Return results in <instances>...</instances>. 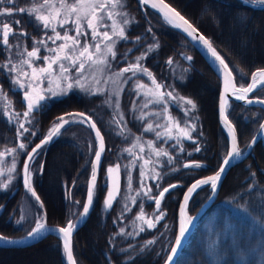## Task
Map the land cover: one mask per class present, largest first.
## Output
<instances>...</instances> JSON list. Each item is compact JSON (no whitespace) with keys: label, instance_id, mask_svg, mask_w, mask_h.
Wrapping results in <instances>:
<instances>
[{"label":"trees","instance_id":"1","mask_svg":"<svg viewBox=\"0 0 264 264\" xmlns=\"http://www.w3.org/2000/svg\"><path fill=\"white\" fill-rule=\"evenodd\" d=\"M166 1L212 42L233 70L237 85L247 84L253 72L264 68V8L255 9L246 5L244 1L248 0ZM127 7L134 21L126 32L128 39L120 43L119 49L131 50L129 57L134 61L140 57L141 52H149L147 47L151 44L159 45L143 59V66L164 86V91H173L177 96L188 97L196 102L197 109L188 116L184 115V109L188 106L178 99H169L167 102L173 117L182 124H195V131L191 132L195 143L182 139L174 148V140L167 143L157 141L155 134L145 133L141 127L142 122L140 123L141 137L155 141L156 146L163 147L174 156L172 163H168L166 157L159 158L157 165L160 179L150 177L144 180L145 185L152 187L150 195L156 196L164 187L177 185L161 201L160 207L165 213L163 219L154 228H144L143 232L139 231L140 224L137 225L136 219L140 207L150 217L158 213L153 200L142 191L139 196L136 195L140 189V164L136 160L133 167L130 164L133 157L124 150L107 151L104 154L98 168L91 211L73 236V252L77 264H163L177 235V214L185 191L196 180L214 174L230 148L227 132L218 116L221 83L210 64L178 29L172 27L152 8L142 5L140 0H127ZM33 28L32 25L29 30L32 31ZM137 36L141 37L138 42L135 40ZM0 51L6 52L3 47H0ZM4 55L2 61L6 59V53ZM185 56H191L192 60H185ZM169 58L174 61L171 66L166 63ZM11 84L8 72L0 68V87L12 102V109L23 112L25 104L21 94ZM131 91L129 86V90H126L128 94L125 93L127 102L132 99ZM249 97L264 99V89L258 88ZM76 98L75 94H70L59 99H49L45 110L33 113L32 123L28 125L30 132L34 131L36 135L25 133L22 139L17 138L14 117L9 120L4 115L6 110L11 112L12 109H6L5 100L0 98V151L16 147L21 140L26 143L30 152L41 143L57 117L70 116L74 110L81 109ZM226 112L237 129L239 146L244 154L248 143L258 134L259 124L264 121V106L230 101ZM193 117H198V120ZM79 127L80 124H67L57 137L37 150L35 159L30 162V169L35 165L36 159L40 161V166H44L43 172L40 171V166L34 172L32 186L43 202L42 211L46 215L47 226H65L69 220L76 222L86 202L95 150L89 149V144L94 141L93 137L89 138ZM132 128L139 133L134 123ZM105 140L107 149L114 147L115 138L105 136ZM109 142L111 146L108 145ZM181 145L183 152L179 150ZM197 146L200 148L199 152L195 151ZM15 157L17 167L12 173V182L6 190L0 189V208L4 207L0 213V235L9 239H22L32 229L33 222L32 218H22V194L25 192L22 172L27 156L17 148ZM192 161L199 162L202 167H183L184 163ZM116 164L121 166L119 195L113 206L105 209L104 201L110 190L106 170ZM5 166L0 164V169ZM251 173H256L255 177ZM157 184L159 188L155 186ZM17 188L18 192L13 195ZM211 195L209 186L199 189L189 202L188 214L194 217ZM132 197H135V203ZM125 204L130 210L125 209ZM262 226L264 146L259 142L250 155L237 163L225 176L215 202L200 219L175 264H256L252 250L264 241ZM121 228L124 229L123 235L119 234ZM149 240H154L155 243L145 247ZM0 264L67 262L61 237L48 235L23 247L0 244Z\"/></svg>","mask_w":264,"mask_h":264},{"label":"snow or ice","instance_id":"2","mask_svg":"<svg viewBox=\"0 0 264 264\" xmlns=\"http://www.w3.org/2000/svg\"><path fill=\"white\" fill-rule=\"evenodd\" d=\"M253 7L264 8V0H248ZM141 4H151L156 8L159 4L160 10L164 11L165 18L177 28H183V30L193 40L199 41L204 45L207 51L214 57L215 61L219 62L222 66L224 73V91L225 93L231 92L232 96L236 100L245 101L247 104L253 102L264 105V99L257 98L255 101L250 99L251 93L258 88L264 89V68L257 69L251 74L250 82L247 84L241 83L237 85L235 83V76L233 70L229 67V64L225 61L223 56L213 46L212 42L200 34L198 29L194 27L184 16L178 11L172 8L164 0H140ZM125 5L123 0H28L26 6H18V0H0V46H2L10 55H8L5 61L0 64V68L7 71L11 76V83L23 92V101L25 102V110L23 112H17L12 109V102L8 100L7 93L0 87V98L5 100L6 109H12L11 112L5 111L4 115L12 117L18 122L17 138L22 139L24 133H30L35 136L34 131L30 132V129L25 126V122L32 123V114L38 109L42 108L45 102L49 99L56 98L63 95L74 87L81 89L82 91H89L92 94H102L106 89L103 87H96L101 84H108L109 81L114 85L126 84L129 79H132L137 73L146 76L151 82L152 87L143 83L142 81H136L135 89L139 94L145 97L142 108H148L149 105H161L164 123L160 122H148L146 123L143 131L145 133H155V139L157 141H163L167 143L169 140H174L175 143L172 147H176L180 144L182 139L192 140L191 132L195 131V124L185 122L181 123L180 120L173 117L169 110L167 99H178L183 105H186L184 109V115L188 116L190 113L197 109L196 102L188 97L177 96L173 91H164V86L161 85L147 67H144L140 61L146 58V53H142L140 57L136 58L134 63H130L127 66L120 68L118 71H111V62L116 59V43L117 40H127L126 34L127 26L131 23L128 19V13L124 11ZM17 16L27 17L33 24V27L41 33L39 37L33 36L26 30V24H22L21 19H17ZM176 21H180L177 23ZM63 30V31H61ZM151 31V29H148ZM141 37L137 36L135 40L140 41ZM30 40V46L27 41ZM159 45L149 46L148 51H152L154 48H158ZM131 51V50H129ZM45 53V54H42ZM13 56L16 59H13ZM185 60L191 61V56H185ZM166 63L171 66L174 61L169 58ZM187 71V69H185ZM242 71V70H241ZM131 73L132 76H125V74ZM139 90H143L139 92ZM123 91L122 87H117L115 90L109 92L105 103H107L114 110L113 121L120 127L119 135L124 133L126 124L124 123V115L120 111V92ZM113 97L115 98L113 101ZM228 104V100L225 95H221L219 113L222 118V122L227 127L229 136L231 137V147L226 153L225 158L221 161L217 171L214 175L206 178L196 180L187 190L184 196V204L180 209V222L179 232L175 238L174 245L169 248L168 255L165 258V264H175V257L178 254L179 248L182 246V242L186 237V233L190 229L194 218L187 215V205L192 194L202 186H209L211 188L212 195H215L217 189L222 181L223 176L231 166L234 159L239 160L243 157V152L239 146L237 129L225 114V109ZM133 110L135 111V101L133 102ZM75 117H80L78 120H69L64 116L57 117V120L53 122L52 127L49 129L47 135L41 140V144L36 145L29 152L25 142H20L16 147L5 148L4 151H0V162H3L6 155H12L13 161L11 167L8 169L9 174L15 172L16 162L15 156L17 155V148L26 153L27 159L23 164V184L27 192L40 202V207L43 208V202L40 201V197L37 195L35 189L32 186V172L30 169V163L35 159L37 150L44 144L50 142L53 137L60 134L61 129L65 125L71 122H78L81 124H87L94 132L98 141V150L94 152L95 159L91 164V176L89 186L87 190V200L83 205L81 219L89 214V210L93 204L94 191L96 188V181L98 178V168L101 162V154L105 151L104 138L101 131L97 128L96 123L84 113L69 114ZM161 111L145 113L140 112V115L136 118L142 122L147 119L148 116H154L156 121L161 119ZM118 116V119H117ZM194 120H198V117H193ZM157 129H162L158 131ZM260 135H264V123L259 124L258 129ZM202 134V133H201ZM127 139V137H125ZM141 137L136 136L130 147L125 148L124 151L129 156L133 157L130 164L135 167L136 160H142L140 168V189L137 190L136 195L139 196L141 191L149 199L155 203L156 213L154 217H147L143 207H140V211L136 216L137 220L147 225L149 229L154 228L155 224L159 220L163 219L165 213L161 210V201L164 199L166 193L170 189L177 187L172 184L168 187H164L159 191L158 195L151 196L152 187L145 185L144 177L146 175L145 169L149 165L159 164V158L166 157L168 163H172L174 156L166 151L163 147H158L153 140H147L141 143ZM257 136H253L252 141L248 143L247 148L251 149L257 143ZM145 143L150 156L145 158L141 155L145 152ZM139 149V153L135 149ZM183 152V146L179 149ZM196 152L200 151L197 146ZM191 155V153H189ZM152 156L156 157L154 161ZM120 165L109 166L106 170V174L109 178H113V174L119 175ZM126 168L128 166H125ZM184 168H200L202 165L199 162L192 161L183 164ZM44 166H40V171L43 172ZM152 179H160V173L155 170V167L151 168ZM5 173L0 169V176H4ZM255 177L256 173H251ZM114 179V178H113ZM129 188H131V176L128 177ZM12 182V176L9 175L6 182H0V189H7L8 185ZM159 188V185H155ZM255 184L253 183V187ZM146 189V190H145ZM251 191V189H249ZM119 195V185L114 179L113 188L108 190L107 196L104 201L105 209H110L113 206V202L116 196ZM135 203V197L131 198ZM79 204V201L76 202ZM125 209H128L125 204ZM76 225L72 220H69L65 226H57L55 229H49L47 227L46 215L42 214L37 217L35 226L29 231L28 237L35 238L36 236L48 232L55 231L61 236L63 252L66 256L67 264H77V260L73 253V247L71 243V237ZM264 227V226H262ZM145 229L141 227L140 232ZM120 235L124 234V229L121 228ZM0 241H8L6 237L0 236ZM111 243V241H109ZM154 240L146 242L145 247L154 244ZM261 252L264 253V247L261 248Z\"/></svg>","mask_w":264,"mask_h":264},{"label":"rangeland","instance_id":"3","mask_svg":"<svg viewBox=\"0 0 264 264\" xmlns=\"http://www.w3.org/2000/svg\"><path fill=\"white\" fill-rule=\"evenodd\" d=\"M124 5H125V7H124V11H126L127 13H128V19H130L131 20V23L127 26V29H126V32H127V30H128V28H129V26L133 23V21H134V17L132 16V14L129 12V10H128V7H127V3H124ZM26 19V21H28L30 24H32V22L26 17L25 18ZM33 25V24H32ZM33 30L35 31V32H33L32 31V35L33 36H37V37H39V35H41V33H39L36 29H34L33 28ZM61 31H63V30H61ZM123 40H117V43H116V53H117V55H116V59L114 60V61H110L111 62V71L112 72H115V71H118L120 68H122V67H125V66H127L128 64H130V63H134L135 61H136V59L133 61V60H130V57H129V54L131 53V51H127V50H121V49H119V47H120V43L122 42ZM27 44L30 46V44H31V41L30 40H28L27 41ZM152 45V44H151ZM149 49V47H147V50ZM7 52V51H6ZM151 51H149V52H145L146 53V56H147V54H149ZM143 52H141L140 53V56H141V54H142ZM42 54H45V53H43L42 52ZM8 55H10L8 52H7V56ZM13 59H16V57L15 56H13ZM140 63L143 65V59L140 61ZM9 74V73H8ZM125 76L127 77V76H132V74L131 73H127V74H125ZM9 77H10V79H11V76H10V74H9ZM131 82V86H132V88H134L135 89V83H136V81H142L143 83H145V84H147V85H149L150 87H152V85H151V82L148 80V78L146 77V76H143L142 74H140V73H137L134 77H132V79H129L128 81H127V83L128 82ZM123 86H125L124 84H122V85H114V84H112V82L111 81H109V83L108 84H103V80L101 81V84L100 85H97L96 87H103L104 89H106V91H104L102 94H99V95H101V98H103L104 100H106V98H107V96H108V94H109V92H111V91H113V90H115L117 87H122L123 88ZM22 91V90H21ZM143 90H139V92H142ZM70 94H84L85 96H87V97H89L90 95L89 94H91V92H89V91H82L81 89H79V88H77V87H74L72 90H70L69 92H67V93H65V94H63V95H60V96H58V97H56V98H52V99H59V98H62V97H64V96H66V95H70ZM122 92H120V105H121V101H122ZM137 96H138V91L137 90H135V100H137ZM114 97H113V101H114ZM139 101L136 103L135 102V111L133 110V107H134V105L132 106V111H134V112H136L137 113V116H139L140 115V112L141 111H143V112H145V113H149V112H155V111H161V119L159 120V121H156V122H160V123H164V120H163V113H162V106L161 105H155V104H151V105H149V107L148 108H142L141 106H142V104L144 103V100H145V97L142 95V94H139V99H138ZM166 100H167V102L169 101V99H167L166 98ZM113 109V108H112ZM170 109V108H169ZM136 113L134 114V116H136ZM172 115V114H171ZM78 120V119H80L79 117H72V119L71 120ZM155 120H156V118L154 117V116H148L147 117V119L145 120V121H141L140 120V123H141V127L142 128H144L145 127V125H146V123H148V122H155ZM14 121L16 122V124H17V128H18V122H17V120L15 119V117H14ZM71 123H74V124H77L78 122H71ZM28 123H26L25 122V126L26 127H28ZM80 125L82 126L81 127V130H84L86 133H87V135H88V137L90 138L91 136H90V132L88 131V127L85 125V124H81L80 123ZM52 127V126H51ZM50 127V128H51ZM49 128V129H50ZM158 131H162V129H157ZM49 131V130H48ZM48 133V132H47ZM153 134H155L154 132H153ZM24 135H25V133H24ZM128 135H129V139H131V144L133 143V141H134V139H135V137H136V134H133L131 131H128ZM58 136V135H57ZM57 136H55V137H57ZM138 136V135H137ZM141 137V136H140ZM142 139H141V143H144V142H146L147 141V139H145V138H143V137H141ZM20 142H22L21 140H19V143ZM90 142H92V141H90ZM90 144H92V143H90ZM131 146V145H130ZM129 146V147H130ZM135 151L137 152V153H139V149L137 148V149H135ZM141 155H143V156H145V158H147L148 156H150L151 155V153L149 152V150H148V148H147V145H146V143H145V152L144 153H142ZM152 159L155 161L156 160V157L155 156H152ZM12 161H13V156L12 155H7V156H5V158H4V160H3V162H0V164H2L3 166H5V165H7V167L5 166V167H1V169L4 171V173H5V175L4 176H0V182H6L7 181V179H8V176L9 175H11L12 176V173H10L9 174V172H8V169L11 167V163H12ZM4 162H6V163H4ZM15 162H16V167H17V159H16V157H15ZM35 165L33 166V168L31 169V172H32V177H33V174H34V172L35 171H37L38 169H39V166H40V161L38 160V159H36L35 160ZM138 162H139V164H140V166H141V164L143 163V161L142 160H138ZM158 166L159 165H157V164H155V165H149L146 169H145V173H146V175H145V177H144V180L145 179H149L150 177H152V172L150 171V169L151 168H153V167H155V170L157 171V172H159L158 171ZM140 170H141V168H140ZM114 176H113V178L115 179V181L116 182H118V180H119V175L117 176V174H113ZM112 178V183H113V185H114V179ZM141 178V177H140ZM13 179V178H12ZM10 185V184H9ZM8 185V186H9ZM43 214V211H42V208L40 207V202H38V201H36L35 200V198L34 197H32L31 196V194L29 193V192H27V190L25 189V192L22 194V218H32V222H33V225H32V228L35 226V221H36V219H37V217L38 216H40V215H42ZM146 214V213H145ZM187 215L188 216H190L189 214H188V212H187ZM146 216L147 217H150V216H148L147 214H146ZM191 217V216H190ZM139 221L140 220H137V225H139L140 224V228L141 227H143V228H148L147 227V225H145V224H143V222L142 221H140V223H139ZM29 237H28V235L26 236V237H24V238H22V239H20V240H26V239H28ZM1 243V242H0ZM262 247H264V241H263V243H261V244H259L257 247H254L253 248V254H254V257L256 258V264H264V253H262L261 252V248ZM252 254V253H251ZM250 254V255H251ZM241 257H243V255L241 256ZM249 259H250V257H249ZM248 259V260H249ZM244 261V259L243 260H241V262H243Z\"/></svg>","mask_w":264,"mask_h":264},{"label":"flooded vegetation","instance_id":"4","mask_svg":"<svg viewBox=\"0 0 264 264\" xmlns=\"http://www.w3.org/2000/svg\"><path fill=\"white\" fill-rule=\"evenodd\" d=\"M123 2L127 3V0H123ZM27 3H28V0H18V6H26ZM16 18L21 19L22 24H26L27 32H29L30 34H32V31L35 32L33 29H32V31L29 30V28H31L32 24H30L28 21H26L25 16H17ZM0 47H2V46H0ZM0 52H2V51H0ZM5 53H6V57H7V52L0 53V57H1L0 62L3 60ZM4 61H5V59H4ZM4 61H2V62H4ZM124 85L125 86H123V91L121 94L122 95V101H121V105H120V111L124 115V123L126 124V128H125L124 133L122 135L118 134L120 132V127H118L113 121L114 110L107 103H105V100L103 98H101V95H99V94L94 95L91 93V94H89L90 96L87 97L84 94H75L78 97V98H76V101L80 104L81 109L80 110H74L72 112V114L84 113V114L88 115L89 117H91V119L96 123L98 129L101 131L102 136L104 137L105 146H106L105 153L107 151L108 152H112V151L121 152L125 148H128V144L131 145V139H129L128 131H131L133 134H136V136L137 135L140 136V120H138L136 118L137 113L132 111L133 102L135 101L137 103L139 100L138 99L135 100V90H134V88H132L131 82L129 81L128 83H126ZM129 86L131 87V90H132L131 91L132 92V99L130 102H127L125 99L126 98L125 93H126V90H129ZM12 88L17 90L18 92H20L22 100H23V92L20 89H18L17 87H15L14 85H12ZM128 92L126 94H128ZM80 98H86V99L81 100ZM82 101L84 104H82ZM49 102L50 101L47 100L45 102L44 106L42 108L38 109L36 112H43ZM24 104H25V102H24ZM135 113H136V116H134ZM72 117H75V116L71 115V116H66L65 118L71 120ZM117 119H118V116H117ZM133 123L137 126L136 131H139V133H137L133 130V128H132ZM77 124H80V123H77ZM85 125L88 127L87 129L90 132V136L93 137V140H94L92 142V144H89V147L91 146V148H89V149L96 151L98 148V141L96 139V136H95L93 130L87 124H85ZM81 127L82 126L80 125V127L78 129H80ZM104 135L107 137L115 138L113 148L108 147V149H107V143H106ZM125 137H127V139H125ZM108 145L111 146L112 145L111 142H109ZM119 181H120V179L118 180L117 183H119ZM110 182H111L110 178L108 177L109 188L112 189L113 183L111 184Z\"/></svg>","mask_w":264,"mask_h":264},{"label":"water","instance_id":"5","mask_svg":"<svg viewBox=\"0 0 264 264\" xmlns=\"http://www.w3.org/2000/svg\"><path fill=\"white\" fill-rule=\"evenodd\" d=\"M154 2H157V4H158V0H154ZM164 2L165 3H167V4H169L166 0H164ZM244 3L246 4V5H249V6H251V7H253L252 6V4L251 3H249V2H247V1H244ZM143 5V4H142ZM145 5H147V6H149L150 8H152L154 11H156L157 13H159L172 27H174V28H176V29H178L185 37H186V39H188V41L197 49V51L206 59V61L210 64V66L212 67V69L215 71V73L217 74V76H218V78H219V80H220V83H221V88H220V94H219V99H218V116H219V119H220V121H221V123H222V125L224 126V128H225V130H226V132H227V135H228V138H229V143H230V147H231V137L229 136V132H228V129H227V127L224 125V123L222 122V118H221V116H220V113H219V106H220V98H221V95H225V97H226V99L228 100V104H229V102L230 101H238V102H240V103H245V104H247L245 101H242V100H236L235 98H234V96H232V94H231V92L229 91L228 93H225V91H224V73H223V69H222V66H220L219 65V62L218 61H215V59H214V57H212L211 56V54L207 51V49L204 47V45L202 44V43H200L199 41H196V40H193L190 36H188V34L183 30V28L181 27V28H177V27H175L174 25H173V23H170L169 22V20L168 19H166L165 18V14H164V11H166V10H164V11H161L160 10V7H159V4H158V6L156 7V8H154V7H152L151 6V4H145ZM172 8H174L176 11H178L175 7H173L171 4H169ZM253 8H255V9H263V8H261V7H253ZM182 16H184L180 11H178ZM185 17V16H184ZM186 18V17H185ZM187 19V18H186ZM188 20V19H187ZM189 21V20H188ZM177 23H180V21H176ZM194 27H196L191 21H189ZM199 31V30H198ZM199 33L200 34H202L200 31H199ZM203 35V34H202ZM206 38V37H205ZM235 83H236V81H235ZM252 94V93H251ZM250 94V95H251ZM250 98V97H249ZM250 99H253V98H250ZM254 101H255V99H253ZM228 104H227V106H226V109H225V114L227 115V107H228ZM252 104H259V103H255V102H253ZM264 106V105H263ZM228 117V116H227ZM67 119V118H66ZM229 119V118H228ZM263 123H264V121H263ZM98 128V127H97ZM62 130V129H61ZM94 132V131H93ZM94 134H95V132H94ZM257 137H258V139H257V143L253 146V148H251V149H247L246 150V152L243 154V157L241 158V159H239V160H236V159H234L233 161H232V164H231V166L228 168V170H227V172L225 173V175L223 176V178H222V181H223V179L225 178V176L228 174V172L237 164V163H239L241 160H243V159H245L248 155H250V153L252 152V150L254 149V147L259 143V142H261L262 143V145L264 146V135H260V133L258 132V134L256 135ZM54 138V137H53ZM104 138V137H103ZM104 143H105V141H104ZM39 144H41V143H39ZM38 145V144H37ZM36 147V146H35ZM34 147V148H35ZM97 150H98V148H97ZM229 150H230V148H229ZM31 151V150H30ZM105 151H106V146H105ZM105 151L101 154V160H102V158H103V156H104V154H105ZM26 159H27V157H26ZM26 159H25V161H26ZM94 159H95V156H94ZM25 163V162H24ZM30 163V162H29ZM215 174V173H214ZM214 174H212V175H214ZM212 175H210V176H212ZM22 177H23V172H22ZM208 177V176H207ZM204 178H206V177H204ZM202 179V178H201ZM110 183L112 184V179L110 178ZM221 181V182H222ZM221 182H220V184H221ZM194 183V182H193ZM192 183V184H193ZM22 184H23V178H22ZM191 184V185H192ZM190 185V186H191ZM23 186H24V184H23ZM112 186V185H111ZM189 186V187H190ZM206 186V185H205ZM188 187V188H189ZM202 187H204V186H202ZM201 187V188H202ZM219 187H220V185H219ZM219 187H218V189H217V192H216V194L215 195H211V197L209 198V200L206 202V203H204L200 208H199V210H198V212L196 213V215L193 217L194 218V220H193V222H192V224L190 225V229H189V231L186 233V237L184 238V240H183V242H182V246L179 248V250H178V254H177V256L175 257V263L177 262V260H178V258L180 257V255H181V253H182V251H183V249H184V247L186 246V244H187V242H188V240H189V238H190V236H191V234L193 233V231H194V229L196 228V226H197V224L199 223V221H200V219L205 215V213H206V211L210 208V206L215 202V200H216V198H217V195H218V192H219ZM201 188H199V189H201ZM199 189H197L193 194H192V196H191V198L193 197V195L199 190ZM19 190V188H17L14 192H13V195L14 194H16L17 193V191ZM188 190V189H187ZM187 190L185 191V193H184V195H183V198H182V200H181V203H180V206H179V209H178V214H177V235H178V232H179V222H180V209H181V206L184 204V196H185V194L187 193ZM191 198L189 199V201H188V205H189V202H190V200H191ZM86 200H87V198H86ZM188 205H187V208H188ZM92 207V206H91ZM3 206L0 208V213L3 211ZM90 211H91V208H90V210H89V213H90ZM89 215V214H88ZM88 215L86 216V217H83L82 219H81V216H80V218L76 221V222H73L75 225H76V227H75V229H74V231H73V234H72V237H71V243H72V247H73V236H74V234L81 228V226L83 225V223H84V221L86 220V218L88 217ZM57 226H59V225H50V226H47L49 229H55ZM48 235H57V236H60L57 232H55V231H48V232H44V233H42V234H40V235H38V236H36L35 238H28V239H26V240H20V239H9V238H7V240L8 241H12V243H8V242H5V241H0L1 243V245H6V246H14V247H23V246H28V245H30V244H33V243H36V242H38V241H40V240H42L43 238H45V237H47ZM176 235V236H177ZM1 236V235H0ZM61 237V236H60ZM173 245H174V243H173ZM74 253V252H73ZM67 262V261H66ZM163 264H165V262L163 263Z\"/></svg>","mask_w":264,"mask_h":264}]
</instances>
